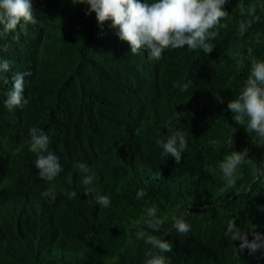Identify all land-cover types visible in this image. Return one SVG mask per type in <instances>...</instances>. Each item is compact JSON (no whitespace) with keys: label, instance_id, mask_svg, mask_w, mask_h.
I'll return each instance as SVG.
<instances>
[{"label":"trees","instance_id":"16d2710c","mask_svg":"<svg viewBox=\"0 0 264 264\" xmlns=\"http://www.w3.org/2000/svg\"><path fill=\"white\" fill-rule=\"evenodd\" d=\"M36 24H23L0 39L11 61L0 91V264H144L149 247L136 239L146 208L164 218V237L173 244L170 264H264V249L237 253L240 241L224 236L229 219L264 234V178L254 168L264 163V148L235 124L227 103L240 92L250 70L248 48L264 59V0H228L229 17L206 55L186 47L167 50L160 60L138 55L119 40L111 21L98 25L85 5L32 0ZM256 4L259 22L241 36L239 23ZM26 77L22 109L4 107L16 72ZM192 81L186 92L178 85ZM186 113L178 121L175 113ZM173 130L187 134L181 163L163 156L155 143ZM50 137L49 150L63 171L42 180L29 151V129ZM234 149H250V163L227 191L218 162L233 130ZM85 162L94 185L111 203L101 208L85 195ZM56 190L51 201L41 193ZM144 189L148 195L137 200ZM75 191L76 197L68 193ZM173 216L191 225L187 236L173 228ZM159 235L160 233H154ZM249 240L252 239L249 235Z\"/></svg>","mask_w":264,"mask_h":264},{"label":"clouds","instance_id":"9594fccd","mask_svg":"<svg viewBox=\"0 0 264 264\" xmlns=\"http://www.w3.org/2000/svg\"><path fill=\"white\" fill-rule=\"evenodd\" d=\"M72 3L85 5V15L95 14L98 25L111 21V28L116 29L115 35L119 40L130 46V53L138 55L143 48L148 49V59L160 60L167 50L187 48L189 51L202 50L210 54L215 46L212 43L219 35V30L226 27L222 23L229 17L225 9L228 0H72ZM250 19L242 20L238 32L243 36L254 22H259L256 4H251L247 9ZM36 24V9L32 0H0V39L8 33L15 31L21 23ZM6 48L0 46V52ZM250 70L243 81L239 94L228 101L227 111L231 112L235 124L243 127L248 134H255L251 140L257 148H264V59L252 55L253 49L248 48ZM11 69V61L0 55V91L9 82L3 74ZM31 71L16 72L12 76V87L5 93L4 107L9 111L22 109L29 103L25 97L26 77L31 76ZM192 81L178 85L181 92H186ZM186 113H175L180 121ZM171 135L167 139L158 138L155 143L162 149V155L174 158L176 164L181 163L183 153L188 147L187 134L180 130H173L171 121L166 125ZM233 132L227 136L222 148L227 151L218 167L227 180L224 191L235 186L240 178L239 169L253 158L249 156L250 149L244 147L241 151L234 149ZM29 151L36 154L35 168L39 170L42 180L52 181L62 171L59 157L49 150L50 137L37 126L29 129ZM83 175L85 195H93V202L101 208L110 205V196L101 194L94 185L95 174L85 162L76 165ZM257 179L264 178V163L254 168ZM51 201L56 199V190L49 187L41 193ZM69 198L76 197V192L68 193ZM148 193L141 189L136 193L137 200H142ZM158 208L155 205L146 208L143 224L150 231L143 228L136 232V239L142 240L149 246L145 251L147 259L144 264H170V258L165 253L173 251V244L164 237L168 232H161L164 228V218L158 217ZM251 229L245 230L238 227L236 218L229 219L226 224L224 236L230 241L239 240L235 247L236 254L248 250L249 255H254L264 249V234ZM173 228L181 235L187 236L191 225L183 216H173ZM154 233H160L156 235ZM249 235L252 239L249 240Z\"/></svg>","mask_w":264,"mask_h":264},{"label":"rangeland","instance_id":"374dc122","mask_svg":"<svg viewBox=\"0 0 264 264\" xmlns=\"http://www.w3.org/2000/svg\"><path fill=\"white\" fill-rule=\"evenodd\" d=\"M68 4H72V0H60L61 7H65Z\"/></svg>","mask_w":264,"mask_h":264}]
</instances>
